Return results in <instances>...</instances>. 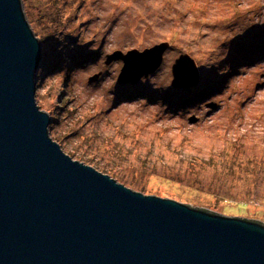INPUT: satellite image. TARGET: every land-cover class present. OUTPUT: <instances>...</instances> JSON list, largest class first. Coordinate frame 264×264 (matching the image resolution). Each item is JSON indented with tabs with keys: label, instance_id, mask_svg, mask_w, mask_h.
Returning <instances> with one entry per match:
<instances>
[{
	"label": "rangeland",
	"instance_id": "374dc122",
	"mask_svg": "<svg viewBox=\"0 0 264 264\" xmlns=\"http://www.w3.org/2000/svg\"><path fill=\"white\" fill-rule=\"evenodd\" d=\"M22 3L41 47L35 101L63 152L144 194L264 223V0ZM161 41L135 83L105 64ZM181 53L198 81L173 87Z\"/></svg>",
	"mask_w": 264,
	"mask_h": 264
},
{
	"label": "water",
	"instance_id": "95a60500",
	"mask_svg": "<svg viewBox=\"0 0 264 264\" xmlns=\"http://www.w3.org/2000/svg\"><path fill=\"white\" fill-rule=\"evenodd\" d=\"M168 46L105 64L121 60L117 82L135 83ZM40 59L22 0H0V264H264V223L144 194L63 152L34 97ZM171 73L173 87L198 81L188 53Z\"/></svg>",
	"mask_w": 264,
	"mask_h": 264
},
{
	"label": "bare ground",
	"instance_id": "6f19581e",
	"mask_svg": "<svg viewBox=\"0 0 264 264\" xmlns=\"http://www.w3.org/2000/svg\"><path fill=\"white\" fill-rule=\"evenodd\" d=\"M155 44H157V43H155ZM35 97V96H34ZM36 99V98H35Z\"/></svg>",
	"mask_w": 264,
	"mask_h": 264
}]
</instances>
